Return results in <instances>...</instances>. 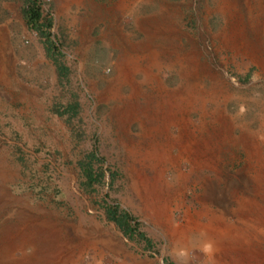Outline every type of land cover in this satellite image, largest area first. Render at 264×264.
Listing matches in <instances>:
<instances>
[{
	"label": "rangeland",
	"instance_id": "rangeland-1",
	"mask_svg": "<svg viewBox=\"0 0 264 264\" xmlns=\"http://www.w3.org/2000/svg\"><path fill=\"white\" fill-rule=\"evenodd\" d=\"M229 1L230 16L221 0H42L49 47L27 23L29 0H0V241L22 229L12 261L222 264L207 259L220 244L207 228L218 214L226 231L238 223L233 200L251 193L259 167L241 136L264 149V0ZM234 27L244 39L227 37ZM194 85L219 91L189 116L195 140L234 127L217 169L181 154L193 134L181 136L179 103ZM100 231L106 243L82 250Z\"/></svg>",
	"mask_w": 264,
	"mask_h": 264
},
{
	"label": "bare ground",
	"instance_id": "bare-ground-1",
	"mask_svg": "<svg viewBox=\"0 0 264 264\" xmlns=\"http://www.w3.org/2000/svg\"><path fill=\"white\" fill-rule=\"evenodd\" d=\"M233 8H234V5H232V3L229 0H221V2L219 4V10L221 12H223L224 14H227V16L228 15L230 16L232 14ZM158 19H160V18H158ZM229 28H231V27L229 26ZM159 29L162 30V28H159ZM167 29H169V28H167ZM241 29H238L237 27L232 28L229 31L227 37L230 39H236V38L244 39L243 30H241ZM260 29H261V27H260ZM253 41H255V40H253ZM253 41H251V42H253ZM262 44H264V43L258 44V49H259V51H262V53H263L264 52V45H262ZM231 45H233V44H231ZM238 46H239V43H238ZM243 47H245V46H243ZM248 48H246V49H248ZM252 49H253V47H252ZM132 53H134V52H132ZM192 63H194V62H192ZM187 70H189V69H187ZM122 72H123V69L119 68L118 69L119 77L123 75ZM126 72H127V69H126ZM188 75H189V71H188ZM218 94H219V91L215 90L214 88L206 93L204 91V87L199 86V85H194V86H192V88L190 87L187 90L186 96L183 97L181 102L179 103V106L182 110V114L184 116H186V118L183 117L182 119H180V121L177 124L178 125L183 124V123H186V121H187V126L184 127V131H182L181 136L184 137V135L187 132H190V129L188 128L189 125H191V120L189 119V116L193 112L194 107L198 106L200 109H204L205 103H207V101L210 100L211 97L217 96ZM130 107H131V105H130ZM133 107H134V105H133ZM129 114H130V112H129ZM221 120H222V118H221ZM172 122L173 121L167 122V124L170 126V125H172ZM233 132H234V127H233L232 122H230V121H224L220 128H217V129L213 128L212 130L206 129L204 131L203 137L198 139V140H195L194 134L192 132H190L191 134H193L192 139L188 140V142H186V144L183 146L181 154L184 157H186L187 161H191L192 163H194V165L196 167L204 166V167L211 168V169H217L216 156L222 151L223 147L225 146V144L228 141H234L236 139L234 137ZM246 138L247 137H244L242 135L240 141L244 142V144H246L248 146H251L252 154L255 156L257 163H258V167H259L258 172H257L256 176L253 177L252 181L250 182V188H252V189H251V193L249 194V196L241 197V198L238 197V198L233 200L234 203H236L235 208L233 209V213L239 218L238 223L233 224V225L230 224L231 226L229 228H227V231H226V228L222 227L224 225L227 226V224H225V221H224L225 220L224 214H222V215L218 214L217 217L214 218L217 225H219L218 229L215 228V230L212 231L211 230L212 228L211 229H210V227L207 228L208 233H214L215 238L220 240V244L218 246H216L214 253L212 255L207 256L208 257L207 259L209 260V262L212 261L213 260L212 257H214V258H217V261L219 263H222V264L223 263L224 264H264V233L261 234L262 236L258 233L261 229H263V231H264V149L262 147L258 146V144L249 142L250 139L249 138L246 139ZM183 175L181 173H179L178 178L180 180L182 178H184V179L188 178V176L184 177ZM184 183H186V182H184ZM219 189H221V188H219ZM139 196L141 198H144V201H147V199L145 197L146 195L145 196L142 195V192H140ZM167 208L162 205V209L166 212H162L160 214V216H158L160 219L163 216H167V211H169ZM21 231H22V229L19 228L16 232L12 233L11 235L9 234L7 238L4 237L5 239L0 241V251H5L4 253L7 257V258L5 257V259H4L5 261L0 259V264H21V261H15V260L12 261L10 259L11 257H8V256H10V252L12 250V246H11L12 240H13L14 236L21 234ZM100 232L104 233V231H100ZM257 233H258V235H257ZM173 235L177 238V241H180V240H182V237H181L182 235L185 237V230L182 228H180V229L176 228V229H174V232L172 233V236ZM94 236L95 237L85 238V239H83L82 242H80L81 243L80 246H81L82 250L87 249L89 247L96 249V247L99 244L102 243L104 245L106 243L105 240H103V239H105L104 238L105 233L104 234H101V233L95 234ZM247 236H251V238H256L259 236V238L255 239V240H257V242L253 244L252 242L246 241ZM229 237H230V239H228ZM240 238L244 242H241L239 240ZM226 239H228V240H226ZM211 250H212V248H211ZM100 256H101V254H100ZM121 264H126V263H121Z\"/></svg>",
	"mask_w": 264,
	"mask_h": 264
},
{
	"label": "trees",
	"instance_id": "trees-1",
	"mask_svg": "<svg viewBox=\"0 0 264 264\" xmlns=\"http://www.w3.org/2000/svg\"><path fill=\"white\" fill-rule=\"evenodd\" d=\"M42 0H29L30 6L27 9L25 16L27 23L29 27L33 30L36 31L40 37L46 40V43L48 44L49 47L53 46L48 31L52 27V22L50 20H45L46 25L45 28L41 25L42 20V13L40 10V2ZM60 75L62 76L64 74V70L59 68ZM89 174V182H95L93 179V175L88 172ZM108 219L112 222H114L117 227L124 233L125 236L130 237L132 234L135 232L134 229H132L129 219L127 218L126 215L117 213V212H110L108 213ZM140 239L145 240V237L143 235H139Z\"/></svg>",
	"mask_w": 264,
	"mask_h": 264
}]
</instances>
